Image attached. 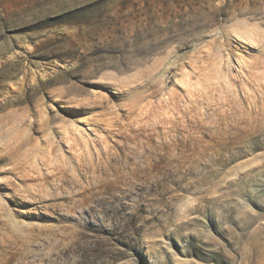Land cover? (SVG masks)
Here are the masks:
<instances>
[{
  "label": "rangeland",
  "instance_id": "1",
  "mask_svg": "<svg viewBox=\"0 0 264 264\" xmlns=\"http://www.w3.org/2000/svg\"><path fill=\"white\" fill-rule=\"evenodd\" d=\"M0 264H264V0H0Z\"/></svg>",
  "mask_w": 264,
  "mask_h": 264
}]
</instances>
